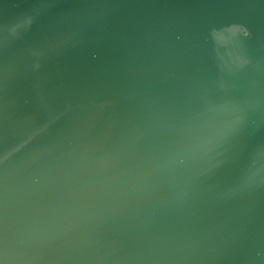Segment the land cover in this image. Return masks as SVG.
<instances>
[{"label": "water", "instance_id": "obj_1", "mask_svg": "<svg viewBox=\"0 0 264 264\" xmlns=\"http://www.w3.org/2000/svg\"><path fill=\"white\" fill-rule=\"evenodd\" d=\"M0 264H264V0H0Z\"/></svg>", "mask_w": 264, "mask_h": 264}]
</instances>
